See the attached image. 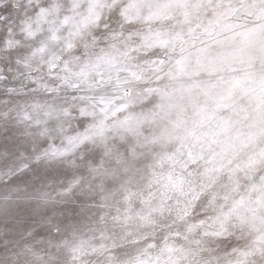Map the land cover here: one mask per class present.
<instances>
[{
	"label": "snow or ice",
	"instance_id": "snow-or-ice-1",
	"mask_svg": "<svg viewBox=\"0 0 264 264\" xmlns=\"http://www.w3.org/2000/svg\"><path fill=\"white\" fill-rule=\"evenodd\" d=\"M0 264H264V0H0Z\"/></svg>",
	"mask_w": 264,
	"mask_h": 264
}]
</instances>
